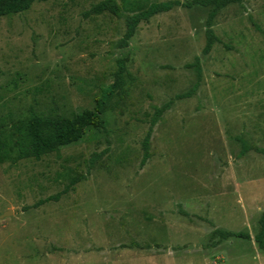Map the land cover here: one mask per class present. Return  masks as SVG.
Wrapping results in <instances>:
<instances>
[{
    "label": "rangeland",
    "instance_id": "rangeland-1",
    "mask_svg": "<svg viewBox=\"0 0 264 264\" xmlns=\"http://www.w3.org/2000/svg\"><path fill=\"white\" fill-rule=\"evenodd\" d=\"M101 1L0 17V138L31 112L93 110L123 63L101 128L0 162V264H264V0L209 22L199 0H112L117 15L85 16ZM173 1L119 44L128 16Z\"/></svg>",
    "mask_w": 264,
    "mask_h": 264
},
{
    "label": "trees",
    "instance_id": "trees-1",
    "mask_svg": "<svg viewBox=\"0 0 264 264\" xmlns=\"http://www.w3.org/2000/svg\"><path fill=\"white\" fill-rule=\"evenodd\" d=\"M34 1L47 0H0V17L21 13L27 10ZM240 0H199L197 3L207 6L212 5L213 8L208 14L207 21L209 22L216 12L228 4L237 3ZM172 5H179L177 1L151 4L147 9L128 16L125 20V31L119 41L121 46L126 45L134 34V29L137 23L141 20H146L149 16L155 13L166 12L171 9ZM108 11L113 15L118 14L117 6L112 0H103L90 7L85 12V16L89 14H100ZM213 34L210 29L205 31V44L203 52L207 53L213 44ZM117 72H115V81L102 89L101 96L96 100L93 110H83L71 117H44L31 112L24 120H16L11 126L5 137L0 138V162L10 158L16 162L22 159L40 160L43 156L56 153L60 148L73 144L79 141L88 130H95L102 127L101 113L106 100L111 97L122 84L123 63L121 59H117ZM187 93L177 95V98L187 97ZM158 110L157 114H160ZM154 120H152V124ZM149 132L142 141L144 150L142 162L148 158L147 147L149 140ZM77 180L70 181V186L76 183ZM56 197H47L39 203H44L50 200H55ZM260 230L255 239L260 248L264 249V210L259 216ZM222 239L229 237H242L239 232L224 231L220 233Z\"/></svg>",
    "mask_w": 264,
    "mask_h": 264
},
{
    "label": "water",
    "instance_id": "water-1",
    "mask_svg": "<svg viewBox=\"0 0 264 264\" xmlns=\"http://www.w3.org/2000/svg\"><path fill=\"white\" fill-rule=\"evenodd\" d=\"M8 214H9V212H6V213H4L3 216H7ZM3 216H1V217H3ZM1 217H0V218H1Z\"/></svg>",
    "mask_w": 264,
    "mask_h": 264
}]
</instances>
